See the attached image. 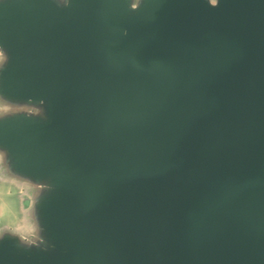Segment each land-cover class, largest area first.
<instances>
[{
    "label": "water",
    "instance_id": "1",
    "mask_svg": "<svg viewBox=\"0 0 264 264\" xmlns=\"http://www.w3.org/2000/svg\"><path fill=\"white\" fill-rule=\"evenodd\" d=\"M0 264H264V0H0Z\"/></svg>",
    "mask_w": 264,
    "mask_h": 264
}]
</instances>
